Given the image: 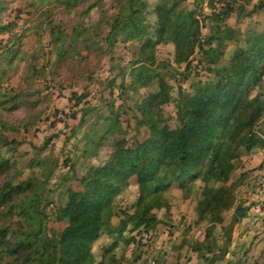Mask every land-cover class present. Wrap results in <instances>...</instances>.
Segmentation results:
<instances>
[{"label":"rangeland","instance_id":"374dc122","mask_svg":"<svg viewBox=\"0 0 264 264\" xmlns=\"http://www.w3.org/2000/svg\"><path fill=\"white\" fill-rule=\"evenodd\" d=\"M157 1L143 0L147 12ZM178 9L194 13L203 39L214 26L227 30L219 64H226L248 35L264 31V0H179ZM121 12L114 0H0V155L8 162L0 171V188L31 181L41 194L46 228L54 231L65 225L53 217L65 189L81 190L78 179L106 161L116 140L131 145L146 136V129L137 126L136 105L158 90L160 78L172 96L160 116L173 128L178 91L192 93L196 82L212 77L197 50L189 63L177 65L169 42L142 52V61L137 60L143 39L124 40L120 33L107 42L112 19ZM153 21L149 14L146 22ZM142 66L148 69L145 85L134 83L131 75ZM112 112L119 115L120 130L105 137L104 118ZM253 116L254 108L242 107L236 119ZM255 130L264 140V114ZM149 186L133 175L114 201L116 212H132L131 205ZM225 186L219 223L198 219L199 180L190 190L172 185L163 196L168 208L152 210L159 222L142 235L129 231V224L117 241L101 235L92 246L96 261L206 264L205 258L214 255L207 264H264V143L240 156ZM25 196L14 191L0 201V227L7 229L8 243L28 226L16 213ZM213 243L214 254L207 255L205 246Z\"/></svg>","mask_w":264,"mask_h":264},{"label":"trees","instance_id":"16d2710c","mask_svg":"<svg viewBox=\"0 0 264 264\" xmlns=\"http://www.w3.org/2000/svg\"><path fill=\"white\" fill-rule=\"evenodd\" d=\"M114 1L120 4L122 12L112 19L107 42L120 33L124 34V40L143 39L137 61L145 59L142 52L169 42L174 46L173 61L177 65L189 63V57L197 50L206 58V69L212 77L196 82L192 93L178 91L174 100L177 123L173 128L160 116L162 106L172 100L170 88L162 78L158 80V90L136 105L137 126L146 129V136L135 139L131 145H126L124 139L116 140L112 145L115 153L101 165L91 166L78 179L81 190L65 189L64 201L53 213L56 221L65 223L60 231L46 228L47 215L39 208L41 194L31 181L24 187L10 183L1 187L3 202L10 192L26 195L16 213L28 222L10 243L6 239L7 229L0 227L4 264H105L103 260L96 261L92 251L101 235L117 241L129 224V231L147 233L159 222L153 208L164 205L168 208L164 193L172 185L190 190L197 180L201 187L196 204L198 219L219 223L225 208L222 200L227 191L225 183L235 163L242 154L264 143L255 130L264 114V31L248 35L226 64H219L227 30L214 26L201 38L194 13L178 9L179 0H158L151 12H147L143 0ZM149 14L154 15L152 24L146 22ZM147 70L142 66L135 74L131 73L133 82L145 85L143 77ZM242 107L254 108L253 118L238 121L236 114ZM112 114L104 118L105 137L120 130L119 115ZM7 165L0 155V171ZM135 174L150 186L131 205L132 212L123 209L116 212L114 201ZM116 216L120 218L114 223L112 219ZM213 244L205 246L207 255L214 254ZM210 257L205 258L206 264Z\"/></svg>","mask_w":264,"mask_h":264},{"label":"water","instance_id":"95a60500","mask_svg":"<svg viewBox=\"0 0 264 264\" xmlns=\"http://www.w3.org/2000/svg\"><path fill=\"white\" fill-rule=\"evenodd\" d=\"M236 215H237V216H241V209H238V210H237Z\"/></svg>","mask_w":264,"mask_h":264}]
</instances>
